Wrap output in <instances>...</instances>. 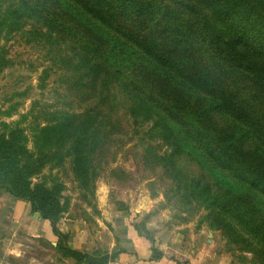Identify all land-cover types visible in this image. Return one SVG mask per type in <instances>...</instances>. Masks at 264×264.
<instances>
[{"label": "rangeland", "instance_id": "374dc122", "mask_svg": "<svg viewBox=\"0 0 264 264\" xmlns=\"http://www.w3.org/2000/svg\"><path fill=\"white\" fill-rule=\"evenodd\" d=\"M38 2L0 0V15L12 12L0 30V134L16 140L7 159L0 156V186L19 179L18 186L53 193L62 237L27 199L0 192L5 264H123L130 235L157 258L163 234L168 243L206 246L222 264H264V248L246 221L263 211L230 171L183 145L177 129L153 110L143 88L159 98L161 90L148 83L132 92L127 77L98 73L77 26L64 24L68 14L53 13L54 2L49 13L33 7ZM70 114L80 115L72 137L63 131ZM203 123L218 137L225 133L215 117ZM42 128L56 133H39Z\"/></svg>", "mask_w": 264, "mask_h": 264}, {"label": "trees", "instance_id": "16d2710c", "mask_svg": "<svg viewBox=\"0 0 264 264\" xmlns=\"http://www.w3.org/2000/svg\"><path fill=\"white\" fill-rule=\"evenodd\" d=\"M51 2L53 13L68 14L67 27L78 28L84 53L93 57L98 73L127 77L132 92L148 83L161 90L159 98L143 88L155 101L153 110L177 129L183 145L216 169L230 171L241 192L264 213V0H39L33 7L49 13ZM11 15L1 13L0 30ZM79 116L65 119L63 131L70 137L78 131L74 119ZM208 116L221 124L225 133L220 137L204 125ZM41 132L55 134L56 129ZM4 136L0 156L7 159L16 140ZM19 183L2 184L0 192L27 199L32 211L49 221L52 233L62 237L54 194ZM246 221L264 248V217ZM65 252L92 263L87 255Z\"/></svg>", "mask_w": 264, "mask_h": 264}, {"label": "crops", "instance_id": "0c3cea01", "mask_svg": "<svg viewBox=\"0 0 264 264\" xmlns=\"http://www.w3.org/2000/svg\"><path fill=\"white\" fill-rule=\"evenodd\" d=\"M17 205V207L20 205ZM15 211V209H14ZM17 216H20L21 210L16 209ZM15 212V213H16ZM134 243L130 245L129 251L119 256L120 261H124L123 264H222L217 262L214 258H211L209 253V249L206 246H197L194 248V243L187 240L181 241L178 238L176 239V243H168L164 241L167 236L163 234L161 237V243L158 247V251H160L161 255L158 258L151 257V250L149 248H139L142 244V240L139 238H133ZM11 242V240H9ZM190 244V247H189ZM8 246L5 245V247ZM9 249V248H8ZM3 245L0 241V252H4ZM7 253H11L8 251ZM0 264H5L3 258L0 256Z\"/></svg>", "mask_w": 264, "mask_h": 264}]
</instances>
